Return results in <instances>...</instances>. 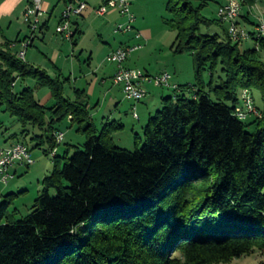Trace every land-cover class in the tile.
<instances>
[{
  "label": "trees",
  "instance_id": "1",
  "mask_svg": "<svg viewBox=\"0 0 264 264\" xmlns=\"http://www.w3.org/2000/svg\"><path fill=\"white\" fill-rule=\"evenodd\" d=\"M203 7L167 0L174 53L193 57L195 83L162 100L132 152L114 143L122 126L97 129L85 91L66 98L68 80L23 61L12 43L0 44V107L20 124V136L31 135L29 126L41 131L31 139L45 155L63 143L56 136L65 121L87 139L71 157H53L28 216L11 211L18 195L3 198L0 264H221L254 250L264 264V38L249 32L259 47L242 50L229 25L203 16ZM212 27L222 35L202 34ZM26 79L48 89L53 105H42L29 87L16 93L12 84ZM244 90L261 100V117L250 123L234 114Z\"/></svg>",
  "mask_w": 264,
  "mask_h": 264
},
{
  "label": "rangeland",
  "instance_id": "2",
  "mask_svg": "<svg viewBox=\"0 0 264 264\" xmlns=\"http://www.w3.org/2000/svg\"><path fill=\"white\" fill-rule=\"evenodd\" d=\"M137 1V5L135 4L138 7L136 9L137 14L133 15L139 18V14L141 15V18L145 20L144 26L151 32V41L147 43L146 48L142 52H140V54L142 53V56L144 57L142 61L130 62L138 64L139 69L136 70L142 71L143 73L151 77L160 76L162 74H169L171 76V87H158V91L159 93L163 92L164 98L172 97L173 99H175L176 93H180L178 90L180 86L194 85L195 83L194 66L192 59L193 57H191L190 54L174 53L173 44L175 42L176 32L167 25L168 21L171 19L166 11L167 0ZM237 1H239V3H241L240 5H242L241 12L238 17V26L242 30H244V32L248 31V35L252 30L257 32V29H259V25L261 23H264V2L257 0L254 5L250 6L244 3L245 0ZM226 2H228V0H192V4L195 7L204 6L202 8V15L207 17L208 19L218 18L219 16H217V12L222 6L226 5L224 4ZM92 4L93 3H89L90 7L84 14L86 18H72V30L74 31V20L78 19L81 25V29L84 32L83 36H78L75 38V31L73 37L70 40L58 35L56 33V28L59 24H57L56 18L53 17L49 25L50 30L46 32L47 36L45 41L41 42L39 40L40 38L36 39L35 48L40 49V52L46 54V56L49 57L53 55H60V60L40 61L41 65H38L43 66L42 69L45 68L44 70L47 71V73L52 78H60L61 81L68 80L65 83V97L69 99L73 98V93L75 90L74 88L78 87L88 90L90 89L89 85L92 84V81L96 77L99 80L104 79L105 86L102 85L100 87V85L97 84L94 89L95 91L92 94L88 95V109H91V114L95 116L94 123L99 130H103L106 126L111 124L116 126L119 125L120 127L122 126L121 128H119V130H115L113 132L114 143L116 144V146L132 152L136 148V142L140 147L143 144V129L149 120V118H147L146 120L144 119L145 116H147L145 106L146 102L142 101V104H134L132 101H129L125 98V94L122 89L124 100H122V109L120 110L122 112L121 119L124 123L125 129L124 126L119 123V121L115 122L114 120H110L109 123L106 122L102 127V114L99 115V109H95V106L97 105L98 100H100L101 102L100 105L104 103V93L106 91L113 90L119 93V90L117 89L119 86L117 87L116 85H114V77L111 78L112 67H114L115 65L107 61L108 56L106 54L111 47L115 48L118 45V41L123 34L116 33V25H113V19L119 16L117 15L118 12L114 11L117 14L113 16H110L109 13L106 16H97L93 13ZM246 11H248L249 15L252 16L251 24L247 26L244 25L243 22H241L242 14ZM223 26L227 28L228 24H224ZM220 29V27H212L211 29L203 28L202 34L222 35V30ZM25 30L27 31L29 36L30 31L28 27ZM36 36H38V33ZM241 43H243L241 45L242 50L248 51L259 47L258 45H256V42L251 39V36L250 39H245V41ZM13 44L17 45L16 48L13 47L17 52L22 49L20 43L18 44L17 42H15L12 43V45ZM73 51L75 54L72 53ZM259 54L261 59L264 61V50L259 48ZM90 57L91 59H89ZM23 61H25V59ZM25 62L30 63V61ZM215 77H222V74L218 71ZM206 81L209 82V74L206 76ZM148 84L150 83H145L143 85V88L145 90L152 89V86L146 87V85ZM152 85L155 86L154 84ZM173 86H176L178 88L174 90ZM28 87L34 90L36 99L41 98L45 94H48L49 91L46 88H37L36 83L33 79H26L25 81L18 80L14 90L16 93H20ZM206 91L210 93L209 88H207ZM243 92H245V90L242 91L239 95L240 104L243 98ZM246 92L249 93V97L254 107L253 109L258 114L257 116L252 115L251 118L246 120V123H250L251 121H253V119L261 117V113L257 110V108H261V100L258 93H254L253 99L252 94L249 91ZM186 95L188 98H194L193 92L186 93ZM213 96L214 94L212 93L210 97L212 100H215ZM107 102L108 103L106 104V110H112L113 105H111V101L107 100ZM53 103L54 102L52 99L50 105L46 104L45 106H52ZM131 104H134V107L129 108ZM148 106H150V104H148ZM162 106V101L160 100H158V104L156 107L155 105L151 106L150 108L152 116H155L156 113L161 110ZM123 110H126V113H123ZM135 114L138 117L140 116L141 121H137L138 118L134 117ZM0 121L4 125V127L0 129V146L8 147V145L13 142L11 136L13 134H19V137H17V139L19 138V142L25 143L32 150L31 152H29L32 153L33 159L36 163L34 164L35 166L32 165L29 168L30 171H28L27 174L22 175V177H18L16 180V182L21 181L25 183L27 191H21L20 194L17 193L19 194V196L18 198L14 199L11 211L18 210L20 215L19 218L26 217L31 213V208L34 204V201L40 193L38 192V190H40L38 189V187L41 185V182L43 180L39 177L40 170H42V172L43 170H48L47 175L50 174L54 169L53 157L57 155V151H59L60 158L64 157L66 151L69 152V157H71L75 152V147L83 150L84 144L86 143L87 139L83 134L78 132V129L81 127L80 125L72 124L70 123V121H65L57 126L60 133L64 134L65 142L58 146V148L56 149V153L54 152V150L51 154L45 155L44 150L46 147L37 148V141H33L31 139V135H40L42 134L41 131L29 126L27 130L31 135H29V137L20 136L22 128L15 118L11 117L9 113L5 112V106L0 107ZM246 131L251 134L254 131V127L250 126V128H246ZM136 137L139 139L137 140ZM19 142L16 144H21ZM71 144L75 147L72 148V146L69 148L68 145ZM11 183L13 182L11 181ZM5 187L6 185L0 182V191H2ZM262 261V252H260L259 250H254V252L250 255L239 259H234L229 263L221 264H261Z\"/></svg>",
  "mask_w": 264,
  "mask_h": 264
},
{
  "label": "built area",
  "instance_id": "3",
  "mask_svg": "<svg viewBox=\"0 0 264 264\" xmlns=\"http://www.w3.org/2000/svg\"><path fill=\"white\" fill-rule=\"evenodd\" d=\"M65 3V9L62 13L59 25L56 28V33L65 39L70 40L73 37L72 18L80 17L87 9V3L84 0H62ZM263 1L264 0H260ZM237 0H228L226 5L218 10V16L221 20L229 25V34L235 43H239L248 38V33L244 32L238 26V17L241 12L242 5ZM117 11L122 17L126 18V23L117 27L118 33H128L133 30L135 22L134 16L131 13L130 0H108L103 6L96 10L98 16H104L108 11ZM47 15V12L42 7V0H33L31 7L24 14V22L28 26L30 35L21 43L22 49L18 51V57L25 59V52L32 46L37 33L41 29L42 19ZM257 29L259 38H264V23H261ZM17 45H11L16 48ZM141 49V46H130L120 48L109 54L107 61L117 66V71L114 75V85L123 89L125 98L132 101L134 104L141 103L147 95L143 88L145 83L154 84L156 87L170 88L171 76L162 74L160 76L151 77L142 71L136 69H128L124 65L129 56ZM16 83L12 86L15 87ZM174 90L178 87L173 86ZM179 90V89H178ZM241 104L235 109V116L240 121H246L258 114L253 109L252 101L248 92H243ZM134 117L138 118L135 114ZM63 134L59 133L56 136L57 142L63 141ZM56 153V150L54 151ZM35 164L28 148L23 144H14L9 148L0 147V182L7 185L16 178V171L19 168H28Z\"/></svg>",
  "mask_w": 264,
  "mask_h": 264
},
{
  "label": "crops",
  "instance_id": "4",
  "mask_svg": "<svg viewBox=\"0 0 264 264\" xmlns=\"http://www.w3.org/2000/svg\"><path fill=\"white\" fill-rule=\"evenodd\" d=\"M84 1L87 3L86 11L90 7L89 3H93L92 4L93 5L92 10H93V13L96 14V10L99 7L103 6L108 0H84ZM130 1H131V13L137 14L136 9L138 7L136 6L137 5L136 3H138V1L133 0V4H132V0H130ZM32 3H33V0H0V44L15 43V42H17L18 44L19 43L21 44L24 40H26V38H28V33L25 30V29H27L28 26L24 22V14L27 11V9L29 7H31ZM226 3H224V4H226ZM224 4H222V5H224ZM42 7L47 12V15L42 19V25H41L40 31L38 32V36H36L35 40L32 43V46H30L27 49V52L25 54V61H30L29 64H33V65L40 67V68H43V66L38 65V64L41 65L40 61H59L60 60V55H56V56L53 55V56L49 57V56H46V54L40 52V49L35 48L36 47L35 43H36V39H39V38H40L39 40L41 42L45 41L46 36H47L46 32L50 30L49 25H50V22L52 21L53 17L56 18L57 24H59L62 13L65 9V3L62 0H42ZM86 11L79 18H82V19L86 18L84 15L86 13ZM115 12H117V11H115ZM115 12H114V10L108 11L110 16L117 14ZM107 14H105L104 16H106ZM117 15H119V16L113 19V25H116V29L119 25L125 24L127 21L126 18L122 17L119 13ZM138 17L139 18L134 16L135 22L133 24V30L131 32H128V33H121L123 35H121V38L118 41V45L115 48L111 47L110 50L106 54L107 56H109L110 53H112L113 51L120 49V48H127L130 46H141V49L139 51L131 54L129 56V58L127 59L124 66L128 69H139L138 64L132 63L130 61H139V62L142 61V59L144 57L142 56V53L140 54V52H142L146 48L147 43H149L151 41V32L148 28H146L144 26L145 20L142 19L141 15H139V14H138ZM251 18H252V16L249 15L248 11L243 12L241 22H243L244 25H246V26L250 25L251 24ZM138 19H140V20H138ZM73 26H74V31L76 32L75 38L78 36L79 37L83 36L84 32L81 29V25H80L78 19L74 20ZM115 32L118 33L116 30H115ZM36 49H37V51H36ZM84 51H86V50H84ZM72 53L75 54L74 51ZM89 59H91V57ZM116 71H117V67L115 65L114 67H112L111 78L114 77ZM76 84H77V81H76ZM97 84L100 85V87L102 85L105 86L104 79L99 80L96 77L92 81V84L89 85L90 89H88V90L83 89V88H78V87H76L74 89L83 90L87 93V96H88L95 91L94 89L97 86ZM151 86H152V89L146 90L147 91V97L143 100L144 102H146L145 106H146V111H147V116H145V118H144L145 120L147 118L150 119V117H152V112H151L150 107L153 105H155V107H156L158 104V100L162 101V99L164 98L163 92L159 93L158 87H155L152 84L146 85V87H151ZM117 89L119 90V93L115 92L113 90L106 91L104 93V103L102 105H100L101 102H100V100H98L97 105L95 106V109H99L98 110L99 115L102 114V120H101L102 127L104 126V124L106 122L109 123L110 120H114L115 122L119 121V123L124 126V123L122 122V119H121L122 112L120 110V109H122V100H124V95L122 93L121 87H118ZM37 100L44 106L46 104L50 105V103L52 102V96H51L50 92L48 91V94H45L44 96H42L41 98H39ZM107 100L111 101V105H113L112 110H106V104L108 103ZM140 104H142V102ZM148 104H150V106H148ZM130 107H134V104H131L129 106V108ZM88 108H89V105H88ZM89 111H90V115L92 118V122L94 123V117L95 116L93 114H91V109H89ZM123 113H126V110H123ZM140 119L141 118L139 116L137 121H141ZM124 129H125V126H124ZM14 135L15 134H13L11 136V139H13V142L11 144H9L8 147H2V148H9L12 145L19 142V138L17 139ZM64 142H65V138L63 140V143ZM72 146L75 147L72 144L68 145L69 148ZM31 155H32V153H31ZM57 156H59V151H57ZM32 158H33V156H32ZM33 166H35V165H33ZM29 168L30 167L17 169L16 178L14 180H12L13 183L10 182L8 185H6V187L2 191H0V203L3 201V198L6 195L14 194V195L19 196L21 191H23V192L27 191L26 184L21 182V181L16 182V180L18 177H22V175L27 174L28 171H30ZM45 169H47V168H45ZM47 173H48V170H43V172H42V170H40V172H39L40 179H44L47 176ZM38 189H40V190H38V192H40L41 191V185L38 187ZM17 193H19V194H17ZM18 196H16V198H18Z\"/></svg>",
  "mask_w": 264,
  "mask_h": 264
}]
</instances>
